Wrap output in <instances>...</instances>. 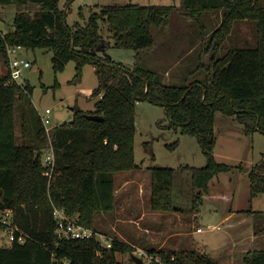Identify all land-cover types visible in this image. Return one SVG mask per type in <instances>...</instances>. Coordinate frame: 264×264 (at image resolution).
<instances>
[{
  "label": "trees",
  "instance_id": "obj_1",
  "mask_svg": "<svg viewBox=\"0 0 264 264\" xmlns=\"http://www.w3.org/2000/svg\"><path fill=\"white\" fill-rule=\"evenodd\" d=\"M15 4L14 28L0 31V52L8 69L0 74V214L11 209L10 224L0 218V229L17 227L15 240L0 246V264H120L119 252L133 251L131 243L113 237L110 245L96 235L90 238L61 237L57 234L56 207L84 226L95 228L96 215L115 208V174L135 169L137 103L149 101L163 106L169 128L197 137L206 163L183 166L192 175L193 203L199 208L210 189L211 180L233 165L220 162L214 151L217 143L216 113L235 116L246 134H264V5L261 0H180L179 5L129 2L105 4L93 10L84 22L72 27L67 10L59 0H0ZM32 8L33 11H32ZM176 9L190 21L203 25L206 12L223 10L221 22L212 31L215 47L226 42L239 20L256 22L255 44L237 46L226 53H215L204 80L166 83L164 75L136 63L134 67L98 50L106 41L101 25L107 26L116 47L140 53L156 46L151 26H161ZM204 26V25H203ZM9 45L44 48L53 52L55 71L71 59L82 76L91 63L100 79L93 94L99 96L96 109L76 107L69 122L51 130L55 150L52 177L44 174L42 144L47 131L39 119L40 144L18 143L15 103L31 90L11 80ZM105 53V52H104ZM88 114H102L101 120ZM178 141L170 146L175 147ZM241 167V165H239ZM172 167L151 168V207L153 211L174 210ZM250 200L264 193V162L248 171ZM254 214L264 211L248 207ZM26 235L18 241L20 233ZM160 260L147 264H216L206 253L195 249L152 251ZM241 264H264V248H253Z\"/></svg>",
  "mask_w": 264,
  "mask_h": 264
},
{
  "label": "rangeland",
  "instance_id": "obj_2",
  "mask_svg": "<svg viewBox=\"0 0 264 264\" xmlns=\"http://www.w3.org/2000/svg\"><path fill=\"white\" fill-rule=\"evenodd\" d=\"M179 1L59 0V4L63 9L67 10V22L74 27L77 21L84 22L82 16L86 17V20L93 10H97L99 6L105 4L133 2L143 5H178L180 4ZM261 3L264 5V0H261ZM16 11L15 4L0 5V31L6 33L14 28ZM220 18L222 19L221 14L216 13L213 18L207 15L205 17L204 14L202 17L203 26L200 22L186 19L174 9L165 24L151 26L156 46L142 51L140 55L134 50L114 46L107 26L102 24L101 33L105 40L110 43L103 44L102 47L105 50H98L102 52L101 55L111 56L126 66L134 67L136 63H139L161 74L164 69L157 63L167 55L172 57L174 61H179V64L175 67L176 70H171L168 74V77L179 75L178 80L172 83L185 84L194 80H204L209 70L210 59L215 53L222 55L231 48L254 45L256 42V22L254 20H239L226 42L219 47H215L216 40L212 41L211 34ZM15 54L25 57L31 62V66L25 68L19 78L20 84L23 86L25 84L30 85L31 90L22 98L17 99L15 103L17 142L33 145L40 144V139L38 138L39 119L45 114L46 108H50L51 124L49 125V134L47 133V140L43 142L41 149L44 155L46 149L50 147L51 130L54 126L71 121L76 107L86 111L96 109L95 103L99 96L94 95L93 90L99 85L100 79L91 63H86L82 76H78L76 63L72 59L66 63L63 70L55 71L52 61L53 52L51 50L44 48L30 49L23 46ZM7 69L8 65L0 52V74H3ZM136 116L135 156L138 166L135 169L124 171L123 174H139L140 177L142 175L143 179L146 178L148 180L144 184L146 186V191H143L144 197L139 199V203H134L135 201L133 200L134 206L130 211L122 208V200L117 197L116 204L118 206L109 216L115 229L111 223L109 226L105 223V225L102 224L101 217L99 218L101 214L96 217L95 228H92L95 230L96 236L105 244H110L113 237L134 243L132 244L133 251L118 253L120 264H137L133 259L134 255L141 256L145 264H147L152 260H160V257L152 251H172L185 248L195 249L199 252L204 250L203 253L209 255L216 264H241L244 255L249 250L264 248V215L257 217L253 222L255 238L251 232L243 231L244 241L238 246L230 248V251L221 247L216 250L217 246L215 245L203 248L195 243L175 249L179 243H177L178 237L172 235L174 232L172 221L169 220V223L165 224L163 228L164 231L161 234H157L154 228L159 222L157 223V220H155L157 218L153 215H147L145 220L141 222L142 231H138V226L140 225L137 223H130L129 220L116 221L117 218L128 219L129 215H139L143 210L147 212L153 211L150 202V177L151 168L155 166L172 167L175 170L173 191L175 209L173 212L186 213L187 218L194 219L195 228L201 226L204 229L203 232H196L193 235L197 238L210 239L220 235L223 230L229 228L225 222H219V225L215 224L218 222L219 217L214 215L213 205L220 206L222 211L230 210L231 208L233 210H240V208L243 210L248 207H253L255 211H264V193H260L250 200V180L248 177V171L253 166L264 162V134L262 132L255 131L252 134H246L243 124L235 116L217 111L215 123L217 144L214 154L218 161L231 164L234 167L219 175L220 182H217V179H213L210 182L211 189L206 196L209 199L208 201L204 199V202L198 208L193 203L192 175L183 168V166L187 165L203 166L206 163V157L197 137L190 134H182L169 128V118L165 108L149 101H139L137 103ZM175 141H178L177 145L175 147L170 146ZM135 187H137V184L133 183L132 188L135 189L136 196ZM131 211H133V214ZM198 211H200L201 217L198 216ZM8 212L0 214V218L9 220L12 213L8 215ZM214 224L217 226L215 228L216 231L212 228ZM144 226L153 229L147 232L144 230ZM190 228L192 227L190 226ZM10 234V229H0V246L11 245L8 242ZM232 235L233 237L236 236V232L234 231L226 238L230 236L231 240ZM166 238L168 240L165 246L159 247ZM186 240L190 241V239ZM215 240L220 245H222L221 242L226 241L223 238H216ZM222 251L224 252L223 254L221 253Z\"/></svg>",
  "mask_w": 264,
  "mask_h": 264
},
{
  "label": "crops",
  "instance_id": "obj_3",
  "mask_svg": "<svg viewBox=\"0 0 264 264\" xmlns=\"http://www.w3.org/2000/svg\"><path fill=\"white\" fill-rule=\"evenodd\" d=\"M216 13L221 14V16H222L223 10L219 9L216 11L206 12L205 17L207 15V16H210L211 18H213V16H215ZM220 22H221V18L218 21L217 25H219ZM158 60H160V59H158ZM157 64L164 69L162 74L164 75V80H166L165 82L170 83V82L178 80L177 78H179V75L178 76L174 75L173 77H168L169 71L176 70L175 67L179 64L178 60L174 61V59L172 57H168L167 55H165L164 58L161 61H159ZM136 126H137V124H136ZM16 131H17V128H16ZM123 172L124 171H120V172H117L115 174V187H116V191H115L116 198L115 199H117V197H119L123 203L122 208L130 211L133 208L134 203H139V199H143V197H144L143 191L146 189V186L144 184H145V182H148V180H146V178L143 179L142 175L140 177L139 174L125 175V174H123ZM221 173H219L213 179L214 180L217 179L216 181L220 182V180H219L220 176L219 175ZM150 179H151V177H150ZM213 179L211 181H213ZM133 183L137 184V187H135L136 188V196H135V189L132 188ZM210 189H211V187H210ZM207 193L204 194L203 200L205 199L206 201H208L209 198L207 199V197H206ZM193 194L194 193H192V197H193ZM220 198H221V196H220ZM133 200L135 201L134 203H133ZM202 202H204V201H202ZM117 206H118V204H116V201H115V208L113 210L107 211V212H105V211L99 212V214L97 213L96 217L101 214L99 216V218L101 217L102 224L103 225L106 224L109 226L111 223V225H112L113 222L109 216H110L111 212L116 210ZM212 209H213L214 215H217L219 217L218 222L215 224L219 225V222H225L229 228H227V230H223V232L220 235L214 236L210 239L197 238V237L193 236L194 234H196V232H203L204 229L201 226H197V228H195V223L193 221L194 219L193 218H191V219L187 218L186 213H183L180 211L176 213V212H173L174 210L166 211V212H159V211L147 212L146 210H143L139 215H136V214L135 215H129L128 219L117 218L116 221H127V220H129L130 223H137L138 225H140L141 222H143V220H145L147 215H153V216H155V218H157V219H155V220H157V223L159 222V224L155 226L154 231L157 234H161L164 231L163 228H164L165 224L169 223V220H171L173 225H174V228H173L174 232L172 233V235H175L178 237L177 243H179L177 245V247H175V249H178L180 246H188L190 243H195L196 245L203 247V248H208L210 246L213 247L215 245V246H217L216 250H219L221 247L227 251H230L229 250L230 248L236 247L244 241L243 231L248 232V233L251 232V234H253V236L255 238V231L253 230V227H254L253 222L255 221L256 218L254 217L255 216L254 214L245 213L242 211L241 208H240V210L239 209L233 210V208H231L230 210L222 211L221 207L218 205H213ZM131 213L133 214V211H131ZM198 216L201 217L200 211H198ZM99 218H98V220H99ZM191 223H192V225H191ZM215 224L213 225L212 228H213V230L216 231V229L214 228V226H216ZM189 225L192 228H190ZM141 226L142 225L138 226V228H139L138 231L143 230L142 229L143 226L142 227ZM112 227L115 229L114 224L112 225ZM187 227H189V228H187ZM199 228H201V230H199ZM150 229L152 230L153 228L144 226V230H146L147 232L150 231ZM189 230H192V231H189ZM234 231L236 232V236L233 237V235H232L231 240H230V236H229V238H226V237H228V235H231V233H233ZM216 238L217 239L223 238V239H226V241L221 242L222 245H220V243L216 242L217 241V240H215ZM186 239H190V241L186 240ZM167 240H168L167 238L164 239L159 247L165 246ZM129 243L134 244L132 241H129ZM231 243H233V244H231ZM201 251L203 252L204 250H201ZM221 253L223 254L224 252L222 251ZM227 256H228V254H227Z\"/></svg>",
  "mask_w": 264,
  "mask_h": 264
},
{
  "label": "built area",
  "instance_id": "obj_4",
  "mask_svg": "<svg viewBox=\"0 0 264 264\" xmlns=\"http://www.w3.org/2000/svg\"><path fill=\"white\" fill-rule=\"evenodd\" d=\"M22 47L23 46L21 45H9L7 47V51L9 55V68L11 70V80L17 82L18 84H20L19 78L20 76H22L23 70L31 66V62L28 59L15 54L18 51V49ZM50 113H51V109L46 108L45 114L41 116L42 123L45 126L48 134H49V125L51 124ZM43 165L45 167L44 174L49 178H51L55 166V150L52 142L50 144V147L46 149L43 155ZM7 211H9L8 212L9 215L11 213V209H8ZM54 216L57 221L56 232L61 237L90 238L96 235L95 230L78 223L76 219L68 216L64 208L56 207L54 209ZM10 219L4 221L10 224ZM216 227L217 226H214V228ZM9 229L11 234H10V238L8 239V242L12 244V242L15 240V231L18 230V228L12 226ZM199 230H201V228H199ZM17 239L19 242H24L26 240V235L21 232Z\"/></svg>",
  "mask_w": 264,
  "mask_h": 264
},
{
  "label": "water",
  "instance_id": "obj_5",
  "mask_svg": "<svg viewBox=\"0 0 264 264\" xmlns=\"http://www.w3.org/2000/svg\"><path fill=\"white\" fill-rule=\"evenodd\" d=\"M99 50H105L102 46L98 48ZM88 117L95 120H101L103 118L102 114H88ZM133 259L137 264H145L143 258L141 256L134 255Z\"/></svg>",
  "mask_w": 264,
  "mask_h": 264
}]
</instances>
